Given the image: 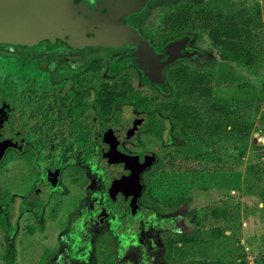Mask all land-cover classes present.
Here are the masks:
<instances>
[{"label":"flooded vegetation","instance_id":"flooded-vegetation-1","mask_svg":"<svg viewBox=\"0 0 264 264\" xmlns=\"http://www.w3.org/2000/svg\"><path fill=\"white\" fill-rule=\"evenodd\" d=\"M141 1L74 0L83 24L73 36L0 43V176L18 177L0 184V226L17 234L24 221V233L60 239L53 249L61 264H82L72 253L83 262L170 264L168 246L174 258L181 235L202 236L199 226H183L177 168L188 176L202 155H218L219 141L205 143L186 120L171 119L161 97L176 98L172 75L210 73L222 62L202 49L206 34L168 20L207 0H144L140 9ZM136 14L144 25L129 22ZM172 29L179 34L167 36ZM179 38L180 46L162 50ZM158 74L165 83L152 79ZM8 241L5 253L14 247Z\"/></svg>","mask_w":264,"mask_h":264},{"label":"rangeland","instance_id":"rangeland-1","mask_svg":"<svg viewBox=\"0 0 264 264\" xmlns=\"http://www.w3.org/2000/svg\"><path fill=\"white\" fill-rule=\"evenodd\" d=\"M244 1L243 6H249L251 10L250 17L255 20L251 25L255 26L258 22L260 23L258 25H261L259 27L255 26V32L258 34V47H263V52L260 57L258 56L259 59L254 68H248V66L237 62L230 61L229 63L248 83L249 87L247 89L250 91H264V0ZM230 2L235 3L237 0H231ZM239 9L240 7L233 14L239 16ZM258 11L261 14V19L256 17ZM142 18L143 16L136 14L129 19V22L133 25L142 26L144 25ZM226 21L223 27L224 34L227 37L243 38V30L239 23L230 16ZM176 34H179V32L172 29L167 36ZM203 40L204 46L202 49L209 53L206 54L218 57L219 50L211 48L210 41L206 37ZM94 53L95 51L86 55L95 56ZM35 59L39 60L40 57L35 56ZM239 89L236 86L225 84L216 89V94L220 99H225L227 105H232L236 109L238 104L233 102V98L236 95L240 97L246 95ZM247 89L245 91H249ZM168 99L170 100L171 97H161L163 103L168 102ZM182 101L181 99L178 102L181 103ZM179 108L182 110L186 106L183 105ZM256 117V121L251 122L246 129L247 132L238 131L237 129L232 130L231 124L222 121V126L214 130V135L217 136L219 141L220 151L218 155L212 159L207 158V161L200 159L202 160L201 164L192 167L194 171L188 176L181 173V169L177 168L179 171V175H177L179 183L178 181L177 183L184 189L178 193V197L176 196L178 198L176 204L179 206L180 212L185 211L184 215L188 216L187 219L183 220V226L187 232H192V228L199 226L202 231L201 239L204 242L202 245L200 243L189 244L184 248L185 245L177 246L175 257L173 256L175 260L199 259L203 255L209 260H219L228 264H236L239 261L242 264H262V259H264V158L257 156L252 139L255 132L260 131L264 136V97ZM237 142L239 148L234 150L232 143ZM239 153H242L241 156L238 155ZM184 166H192V164ZM16 175L14 173V175H8L7 178L6 176H0V184L16 182L18 180ZM191 179H194V183H191ZM186 186L191 187L192 196L190 197H183L186 193ZM4 188L7 189V187ZM160 192L164 191L161 190ZM187 199L191 201L187 202ZM180 200L185 202H180ZM219 209H228V216L223 217L214 214V211ZM25 223L27 222L22 221L17 234H10L9 231L5 234L0 226V264H5L2 256L5 253L4 236L6 235L10 240L8 243L16 247L18 251L16 264H36L45 253L53 254L49 261L50 264H61L55 255L57 251L54 252L53 249L56 248L59 251L61 240H57L53 235L49 236L40 232L33 235L24 233L23 224ZM218 228L227 232L215 236L214 232ZM14 230L13 225L11 232H14ZM88 246L90 245L88 244ZM63 256L62 251L60 254L62 262ZM84 257L72 253L69 259L80 260L82 264H104L93 260V256H90L92 258H89L87 262H83ZM106 259L104 257L103 260L106 261ZM80 261H77V263H81ZM122 261L119 263L130 264V259Z\"/></svg>","mask_w":264,"mask_h":264},{"label":"trees","instance_id":"trees-1","mask_svg":"<svg viewBox=\"0 0 264 264\" xmlns=\"http://www.w3.org/2000/svg\"><path fill=\"white\" fill-rule=\"evenodd\" d=\"M230 1L207 0L205 4H190L186 6L187 13H179L176 17L173 16L168 19L175 20L174 18H176L178 20L177 23L181 24V27L183 25L185 31L189 28L197 35L206 34L211 48H217L219 57L222 59L221 63H216L214 64L215 66L211 67L208 66L210 73L199 75L197 71L191 69L181 71L177 74V77L171 76L177 83L174 91H172L176 98L169 100L166 105L169 108L171 119L186 120L188 127L192 128V134L198 139H202L203 142L205 141V143L213 140L212 138L215 136L214 130L222 126V121L231 124L232 130L237 129L238 131L247 132L246 129L250 126V123L254 120L256 121V114L264 97V91L262 90L250 91L247 89L249 87L248 83L229 63L230 61L237 62L248 66V68H254L263 52V47H258V34L255 32V26H261L258 25L260 23L258 22L255 26L251 25L255 20L250 17L249 13L251 10L249 6H243L244 0H237L235 3ZM239 7L240 15L233 14ZM229 16L242 27L243 38L227 37L224 34L223 27ZM256 17L261 19L259 11ZM214 81L217 84L236 86V88H240L239 91L246 94L242 97L236 95L233 98V102L238 104L236 109L232 105H227L225 99H220L217 96ZM243 88L249 91H245ZM181 99L183 101L179 103L178 101ZM183 105L186 108L181 110L179 107ZM232 147L237 150L239 148L238 142L232 143ZM241 154L239 153L238 155L241 156ZM209 156H211V153H206V155L201 156V159L209 158ZM167 176V180L171 181V175ZM214 214L226 217L229 211L228 209H219L214 211ZM221 233H225V231L218 228L215 231V236H219ZM201 238L202 236L198 235V233L183 234L178 242L185 245H182L183 248L193 243L202 245L204 241ZM183 248L181 249L183 250ZM170 250L171 248L168 246L166 258L170 264H228L219 260H209L203 255L199 259L175 260L171 257L172 252ZM52 255L51 253H45L36 264H48ZM17 256L18 253L15 247H7V251L2 257L5 264H16ZM236 264L242 263L239 261ZM262 264H264V259H262Z\"/></svg>","mask_w":264,"mask_h":264},{"label":"water","instance_id":"water-1","mask_svg":"<svg viewBox=\"0 0 264 264\" xmlns=\"http://www.w3.org/2000/svg\"><path fill=\"white\" fill-rule=\"evenodd\" d=\"M145 3L144 0L138 3L140 9ZM77 8L74 0H0V43L21 47L38 44L45 39L54 40L65 33L73 36L75 25L80 29L83 24L77 19ZM125 10L132 12L139 9L125 6ZM182 41L181 38L169 41L162 50L170 51L180 46ZM158 77L152 79L159 84L165 83L162 76L158 74ZM252 142L257 156L264 158V136L261 132L254 133Z\"/></svg>","mask_w":264,"mask_h":264}]
</instances>
